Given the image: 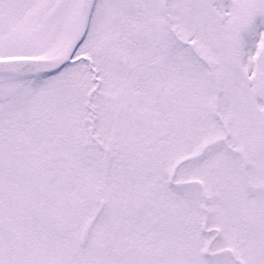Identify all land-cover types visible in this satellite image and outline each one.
Instances as JSON below:
<instances>
[{
    "label": "snow or ice",
    "instance_id": "1",
    "mask_svg": "<svg viewBox=\"0 0 264 264\" xmlns=\"http://www.w3.org/2000/svg\"><path fill=\"white\" fill-rule=\"evenodd\" d=\"M0 264H264V0H0Z\"/></svg>",
    "mask_w": 264,
    "mask_h": 264
}]
</instances>
